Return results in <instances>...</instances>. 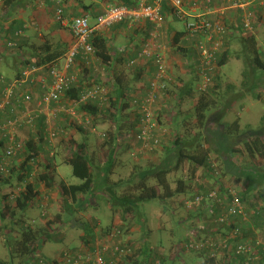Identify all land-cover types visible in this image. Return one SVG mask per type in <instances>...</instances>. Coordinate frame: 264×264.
I'll return each instance as SVG.
<instances>
[{
	"label": "trees",
	"instance_id": "obj_1",
	"mask_svg": "<svg viewBox=\"0 0 264 264\" xmlns=\"http://www.w3.org/2000/svg\"><path fill=\"white\" fill-rule=\"evenodd\" d=\"M46 1L53 2L52 0ZM60 1L66 4L69 0ZM104 1L109 4L136 7L140 0ZM217 1L216 4L219 6V2H222V0ZM238 1L251 2L253 0H224L226 6L229 7L232 2ZM28 2L31 1L6 0L1 10L0 41L1 38L5 40L4 45L5 43H15L16 46H13L14 55H17L20 61L15 64L14 73L10 77L4 76L2 69H0V93L4 89L5 83L9 84L23 80V72L27 69L46 66V70L49 71L57 62L62 60L75 42L72 36L69 38L70 40L62 38L56 42L47 39L39 47L32 44V39L25 36L28 25L26 21H23V18L19 17L23 14L24 8L28 7ZM224 5L221 7H226ZM249 9L255 16V24L252 31H246L245 33L242 23L244 10L230 8L227 11L226 26L232 35L227 37L229 49L225 50L218 60V68L220 69L232 58L243 62L245 68L242 71V79L239 85L228 84L224 92L218 91L221 85L218 83L219 78L217 76L214 79V86L207 93L201 94L199 92L201 82L194 63L187 69L188 76L186 78H176L174 76L173 81L169 83L163 96L164 100L158 103V107L161 106V102L167 99V103H171L172 106L167 107L166 110L171 112L173 121L177 118L175 111H179L181 133L173 131L175 133L173 139H170L167 144L164 141L166 131H163L159 134L157 146L152 153L140 157L142 161V159L156 155L162 149V159L159 160L156 166L152 163L151 167L144 168L136 164L127 179H115L113 177L114 170L119 162L121 148L125 152L129 151L131 153L132 151L131 141L135 140L132 131H137L138 126V121L128 123L123 115V111L126 109L125 106L128 105L124 101L131 103L129 93H132L131 91L135 88L133 82L136 80L134 75L130 76L132 77L130 80L129 78L127 80L123 72L119 75L114 72L112 79L114 91L112 97L110 96V107L104 109L98 101H88L85 104H80L77 109L78 113L82 115H92L94 125H97L100 121L109 123L110 128L107 130V137L105 138V144L108 146L105 161L108 162V165H97L96 159L89 157L86 146L73 139H65L61 143L60 149L53 151L54 159L44 158L42 147L36 141L28 140L25 142V160L22 164L19 167L8 166V173L0 172V186L13 184V179L9 175L13 174L20 182L19 186L22 187L18 195L16 194V197L12 199L14 205L8 203L0 206V232L3 231L6 237L5 244L10 257V262L0 261V264H15L18 258L22 262H33L38 255L48 260L42 253L44 245L51 240L48 231H38L30 228L22 232L19 231L20 236L13 237L12 225L14 224H10L17 222L15 220L17 212H23L37 202L36 199L41 195V185H44L47 189L57 188L61 196L60 200H62L66 210L72 206L69 203L71 199L78 202L81 196L88 194L93 197L98 192L101 193V196L104 195L107 199L109 198L112 206L114 205L122 210L121 220L122 222L125 221L123 222L125 233H127V230L130 232L133 228L130 229L127 222L132 219L139 221L141 211H143L142 207L154 200H158L165 207L166 212H169L171 219L176 222L177 229L175 230L178 231V227L191 230V226H188L190 221L203 222L200 220L203 218L205 210L216 217L218 223L216 233L221 231V236L214 237L215 233L212 230L208 231V228L203 226L204 224L196 226V229L194 228L195 230L191 233L193 237L184 241L185 246L180 249L179 244L175 241L171 247V255L165 258L162 256L159 259L154 255L152 257L154 260L151 262L149 257L157 252L153 250L151 242L147 239L151 237L152 231L150 229L144 230L140 246L137 245V247L133 241L126 243V246L132 249L135 254V259L129 258V261L133 264H156L157 260H160L161 264H264V242L255 239L254 231L257 227H264V125L259 131L244 130L241 113L235 115V118H228L227 120L231 108L242 104V100L246 97H251L254 101L264 105V47L259 44L258 34L255 33L258 24L264 25V0H254ZM230 11H235L238 15L235 23L229 21L228 12ZM170 19L177 20L168 13L165 30ZM7 23L9 25L6 27ZM56 23L58 27L62 26L60 23ZM19 31L24 33L21 36H16ZM173 40L174 46H176L175 51L183 57L191 58L189 52H193L192 49L186 47L185 42L194 47L197 57V41L193 38L188 39L185 29L177 31ZM236 41L242 47L240 51L231 48ZM93 45L96 50L95 56L102 62V67L104 69L107 66L111 67L115 61V55L110 40L97 33L93 38ZM33 58H35V62L32 61ZM147 63L153 64V61L150 60ZM80 67H82L81 69L92 70V66L87 67L86 64L84 66L80 65ZM111 71L113 72V70ZM90 74L87 76H90ZM1 77L4 78V82ZM80 78L65 91L63 100L67 99L77 103L83 96V91L94 86L93 82L90 85H85L81 76ZM17 93L18 96L22 97L26 92L20 94L18 91ZM1 103L2 99H0ZM15 104L18 105L19 103H16V100L13 99L8 107L11 115L12 107ZM160 112L161 108L158 111V120L161 124ZM10 118H13V116H10ZM45 121V117H40L35 122L41 132L45 128ZM261 121L264 124V116ZM193 122L194 127L191 128ZM211 125L221 128L220 135L218 133L214 135L209 130ZM44 136L45 133L40 135V141L45 139ZM6 146L7 140L0 139V166L6 164ZM57 157L73 167L74 176L80 179L81 183L68 186L65 182L57 180ZM213 157L216 158V165L220 170V174L217 176L215 173L216 168L212 163ZM186 163L189 165L187 179H179L176 188H173L169 176L177 173ZM41 164H44V171L36 175V168L40 167ZM251 171L254 174H250ZM229 175L246 186L244 190L237 191V193L234 191L243 206L242 213L236 211L227 217L224 222H220L218 217L221 209L212 212L210 209H203L204 211L200 210L199 213H193V210L198 209L187 207L186 202L190 199L194 200V196L196 197L199 194L208 195L215 189V186L208 189L209 177H213L217 185L220 184L221 179ZM244 176H247V178L244 179ZM151 180H155L156 184L152 185ZM218 186L221 187L219 197L224 199L225 204H229L231 208L233 191L231 192L228 187ZM180 197L183 198L185 207L192 210L189 211L188 215L182 214L181 221L176 211ZM230 208L225 207V210ZM9 221L11 222L9 223ZM58 222H62L61 214L58 215L56 221H49V224L54 226ZM111 229L110 226L108 231H111ZM161 231L163 230L160 229L159 232ZM52 232L56 233L57 231L53 230ZM88 233L91 234L92 231L88 230ZM156 243L159 246H164V242L160 238ZM85 244H89V242L85 241ZM126 264H129V262L126 261Z\"/></svg>",
	"mask_w": 264,
	"mask_h": 264
},
{
	"label": "built area",
	"instance_id": "obj_2",
	"mask_svg": "<svg viewBox=\"0 0 264 264\" xmlns=\"http://www.w3.org/2000/svg\"><path fill=\"white\" fill-rule=\"evenodd\" d=\"M6 0H0L2 9ZM58 7L55 13L56 22L69 30L74 37L75 42L60 62H57L48 74L40 76L37 80L43 90L41 95L36 96L34 92L28 91L24 96H18V91L28 82H33L32 77L44 67H34L23 72L24 79L4 84V89L0 93V139L7 140L6 158L14 159L25 152V142L19 140L18 130L25 127H34L36 119L41 113L50 110L53 105H61L65 91H67L75 82L78 81V75L72 72L76 66L78 57L89 64L95 57L96 50L93 45L95 34L102 33L114 25L126 23L130 29L135 25L145 22L151 26V32L147 41L138 55L130 59L128 67H135L140 61H153L155 72L149 81L148 89L144 96L131 97V104L136 110L138 129L135 134V144L132 147L131 155L134 159L149 155L152 153L158 143L161 124L158 120V103L163 100L169 83L173 81V72L170 69L166 55L167 46L164 44L166 36L165 22L168 13L173 15L177 20L184 22L185 31L188 39H196V57L197 74L201 84L199 92L207 93L214 86V79L218 70L219 56L226 50L227 37H230L231 31L227 29V11L230 8L244 10L242 23L244 33L252 31L255 24V16L249 7L254 3L251 2H232L231 6L219 7L217 0H140L136 7H129L120 4H107L103 12L96 18L95 22L91 21L89 15H81L67 19L65 9L60 0H54ZM231 3V1H229ZM168 11V12H167ZM24 32H17L16 36H21ZM9 46H16L15 43H8ZM4 82V78L1 77ZM83 96L76 104L71 105L69 112L75 117L80 126L88 128L94 133H98L97 126L94 125L93 116L90 114L82 117L77 114V108L80 104L88 101H98L104 109L110 107L109 91L103 85L97 84L92 88L85 89ZM16 103L12 107L13 118L4 117L3 110L11 105L12 100ZM36 108L32 110V106ZM60 106L59 108H61ZM97 131V132H96ZM65 130L49 132V142L53 143L59 136L65 135ZM106 138V133L101 134ZM216 176L220 174L216 163ZM1 173H8L6 164L0 166ZM199 182V181H198ZM221 187L212 190L208 195H197L193 201H188L189 208L201 204L204 209L215 211L221 209L218 220L224 222L227 217L236 211L242 213L243 206L233 194L231 208L225 204L224 199L219 197ZM232 192V190H231ZM12 199L16 195H12ZM230 208L229 210H225ZM46 213L43 214V216ZM123 236L122 230L113 229L107 232L103 239H100L92 249H86L85 252L64 253L62 261H53L44 259L38 255L35 257L33 264H123L129 258L135 259L132 249L122 245L120 237ZM97 245V248L95 249ZM192 247L194 245L191 244ZM110 257V258H109ZM156 264H161L160 260Z\"/></svg>",
	"mask_w": 264,
	"mask_h": 264
},
{
	"label": "rangeland",
	"instance_id": "obj_3",
	"mask_svg": "<svg viewBox=\"0 0 264 264\" xmlns=\"http://www.w3.org/2000/svg\"><path fill=\"white\" fill-rule=\"evenodd\" d=\"M30 1L31 2H28V7L25 6L26 8H24V11H23V14H21V17L25 18L28 16L30 18L32 13H35L36 10L45 9V6L49 8L51 5H53L52 2L48 3V1L46 2V0H34V1L30 0ZM42 3H44V4H42ZM1 16H2V12L0 13V17ZM19 17H20V15H19ZM172 23H173L174 27L176 29H178V31L184 30L185 24L182 21L175 20ZM260 25H261V23H260ZM260 25L258 24V27L256 28L255 33L258 34L259 44L264 47V25L263 24L261 26ZM31 37H32V44H34L36 47L43 45L45 43V40H47V39H50V40L52 39V41H55V42L57 41L55 38L51 37V34L48 31H46L45 25L43 28L38 27V30L33 29ZM1 40H3V39L1 38ZM111 45L114 46V43L113 44L111 43ZM140 45L143 46L144 44L141 43ZM0 47H1V43H0ZM231 48H232V50L240 51L242 47L236 41V43L233 44ZM228 49H229V45L227 44L226 50H228ZM2 50H3V52L0 51V62L3 61V63L0 64V69H2L4 76L10 77L14 73L13 68L15 67V64H17L20 61V59L17 57V55H14V51L10 50L9 46L2 48ZM97 65H98L97 66L98 70H96V67L92 66V71L90 74V76H91L90 79L93 80V83H92L93 85H95V83H100V80L98 79L99 77L103 78L105 76L108 78V76L111 72L108 68L106 69L105 72H103L104 69H103L102 65L100 63ZM181 68L182 67L178 66V68L174 69L173 76H175L176 78L177 77L186 78L188 76V74L185 73V70L183 68L182 69ZM244 68H245V66H244L243 62L241 60H237L235 58H232L221 69L218 68L216 77L218 76V78H219L218 83L221 85V87H220V89H218V91L224 92L226 89V86L228 84L234 83L236 85H239L241 83L242 71L244 70ZM75 70L76 69L72 70V72L74 74L78 75L79 78L81 76L83 79L82 82L85 85H90L87 77L85 75H83L81 72L79 75V71H75ZM97 75H99V77ZM127 77L130 78L129 76H127ZM241 103L242 104L235 105L233 108H231V110L229 111L231 113L227 117V120H228V118L233 119V118H235V115H238V113H241L242 124H243L242 126L244 127V130L245 129H247V130L253 129V130L259 131L260 128L264 125L261 121V119L264 116V105L257 102V101H254L251 97H246L244 100H242ZM64 104H66L65 100H63V102H62L63 106H64ZM125 107H126V109L129 108L128 105ZM77 109H78V107H77ZM126 109H125V111H123L124 118L128 117V115H127L128 113L135 116V112L130 113L128 111V113H126V111H127ZM51 110H54V109L52 108ZM51 112L49 114H51ZM178 113H179V111H175V115L177 114V118L175 119V121H173V116H172L171 121L168 120L166 123H163L164 124L163 126H165L164 128L166 129L165 130L166 131V137H165L164 141L167 144H168L170 139H173V135L175 133H178V132L181 133V117L178 116ZM77 114H78V111H77ZM4 117H5V115H4ZM99 123L96 126H99ZM106 123H107V126L103 130V133H106L107 130L110 128L109 123L108 122H106ZM53 127H55V126H53ZM193 127H194V122H193L191 128H193ZM210 127L211 128L209 130L211 132H213L214 135H217V133H218V135H220L221 128L219 126L211 125ZM31 129H33V128L25 127L22 130H18L17 131L18 137H19V135H21L20 133H23V132L29 133L30 131H32L31 137L36 139L35 133ZM195 129H193V130H195ZM173 131H175V133H173ZM135 132H136V130L134 131V133ZM92 133H93V136L91 137L92 141H93L92 142L93 143L92 149H94V152L96 153V157L98 159H101L100 161L102 162L107 157L108 150L105 149V151H104V159H103V157H100L101 151H100L99 145L102 144V141H100L101 137L99 138L97 133H94V132H92ZM161 133H163V131H161ZM25 136H27V135H25ZM22 141H26V140L22 139ZM131 144L134 145L135 140H132ZM53 151H54V148H52V149L44 148V153L42 154V156L45 155L44 158H46V159H54V152ZM162 156H163V150L161 149L158 151V153L156 155L150 156L149 158H146V159H142V161H141L140 159H134L129 151L125 152L124 149L121 148V152L119 153V158H118L119 162L117 163V166L114 170L115 171L114 178L115 179H118V178L127 179L131 175V173L133 172L134 166L136 164L140 165L144 168L151 167L152 163L156 166L158 164L159 160L162 159ZM56 159H57V166L59 168V173H61V176H60V174L57 175V180H65L69 184L81 183V180L74 176L73 167L71 165L64 163L60 157H57ZM24 160H25L24 153L17 158L7 159L5 161L6 167L7 168H8V166L9 167H15V166L19 167ZM43 163H44V159H43ZM212 163H216L215 157H213ZM44 168H45L44 164H41L40 167H37L36 168V172H37L36 175L39 174L40 172L44 171ZM188 173H189V165L186 163L177 173H173L172 175H170L169 178H170L172 187L176 188L177 181L179 179H185L186 180L188 177ZM249 173L254 174L253 171H251ZM9 175L13 179L12 180L13 184H7V185H1L0 186V206H3L5 195L6 196L16 195L22 190V187L19 186L20 182L18 181L17 177L13 174H9ZM245 178H247V176H244V179ZM248 178H249V175H248ZM208 180L210 181L208 183V189H211L214 186L216 189V188H219L218 185H222V187L227 186L229 190H232L233 194H235V192L237 193V191H241L242 186H243L241 181H237V179L235 177L232 178L230 175L225 176L223 179H221L220 184H217V185H216V180L213 177H209ZM150 183L152 185H154V184H156V181L151 180ZM194 185H195V183H194ZM57 195L60 196L59 193ZM100 195H101V193H100ZM45 196H46V194H45ZM194 198H195V196H194ZM98 201L100 202L101 208H102L101 211L98 210L99 212H101V214L97 213L96 212L97 210L95 208L96 207L95 203ZM190 201H193V199H190ZM48 202H49V204H51V206H49V208H48L50 211L48 213H46V215L43 217L41 216V207L38 206L37 203H35V207L34 208L32 207L27 212L28 214H25V216H23V214H22L23 212H20V211L17 212V214H16L17 217L15 219L17 222L14 221L15 223H13V222L10 223L11 221H9L10 224H14V225H12L13 237L20 236V232L24 231L25 229H30V228L34 229V230H38V231H44V230L48 231L49 235L51 237V240L48 241L44 245V247L42 248V253H43V256L45 258H47L51 263L53 261H62L64 253L67 251H70L73 253L78 252V251L85 252V251H87L86 249L94 248V245H92L90 242H89V244H85V243H83V241L81 239L82 231H80V230H83V229L81 228L80 223H82L83 219H86V218L81 216V215H78L75 219H73V221H71V217H70L71 215L70 214L68 215V213H67L68 211L66 209L65 210L63 209L67 213V216L65 217V214H63L62 218L63 217L67 218L66 220L68 222H70V226L67 227L66 229H63V231H58L59 229L57 230L56 228H54L55 225L53 226V225L49 224V221H54V219L56 217L55 216L56 214L51 213L52 203L55 202V200L52 199V200H49ZM58 204H59V201H58L57 205ZM12 205H14V204L12 203ZM113 206H112L109 198L107 199L106 196L103 195V197L101 199L100 198H98L97 200L92 199L91 204H89V206L86 207L87 211L85 213L88 216H92V215L95 216L94 218L99 217V216H103V218L106 220L107 223L112 222V224H110V226L112 227L111 230H113V229L122 230L123 229L122 230L123 236L120 237V241H121L122 245H126V243H130L131 241H133L134 244H136V246L137 245L140 246L141 242H142V238L144 236V230H146V229H150L152 231V233H156L153 235V239L154 240L157 239L158 241H159V238L162 239V241L164 242V246L163 247L160 246L162 248L159 247L160 249L157 251V253L154 252L149 257L150 262L154 260V258H152L154 255L157 256V259L162 258V256H163V258H165V257H168L169 255H171V253H172L171 247L173 246V243L175 241H177V244H179L180 249L183 246H185L184 241L193 237L192 236L193 234H191V233L196 229V226L204 224L203 226H205V228H210L211 230L215 226L216 227L218 226V223L216 222V217L209 214L203 208L204 205L201 206V204H199V205H195V208L198 210H193V213H199L200 210L204 209L205 214H204L203 218L200 220L203 222H197V221L192 222V221H190L188 223V226H191V230H189L188 228L182 229L180 227H178L179 231L175 230V229H177V226L175 224L176 222L173 219H171V216H170L169 212L168 213L166 212L165 207H163L158 200H154V201L146 203L142 207L143 211H141L139 221L132 219L130 222H127L128 223L127 225L130 226V229H131V227L134 228V227L140 226L142 231L141 232L138 231V232L133 233L132 232L133 228H132L130 232H128V230H127V233H125L124 232L125 226L123 223L125 221L122 222V220H121L122 219V210L119 207H116V206L113 207ZM187 207H188V205H187ZM187 207H185L183 198L180 197L179 203L177 206V210H176L177 215L180 218L179 219L180 221H181V215L182 214L188 215L189 211H192V210H188ZM44 209H45V207H44ZM54 210H56V209H54ZM50 216H52L51 219H49ZM24 217H27V219L25 220ZM42 219L45 221H42ZM95 223L96 222L94 221V224ZM78 226H79V228H78ZM157 227H163V229H162L163 231L159 232V229ZM89 228H91V225H89ZM96 228H97V226H96ZM91 229L93 230V228H91ZM53 230H55L57 232L56 233L52 232ZM174 231H176V233H174ZM92 232L95 233V231H92ZM106 232L107 231L97 229V233L95 235L99 238L95 244H97L100 239H103L105 237ZM129 236L132 237L130 240L127 239V238H129ZM151 237H152V235H151ZM5 240H6V237L2 231V232H0V261L10 262L8 248L5 244ZM96 248H97V245H96L95 249ZM126 261H128V260H125V262L123 264H126ZM128 262H129V264H133L131 261H128ZM15 264H33V262H25V261L22 262V260L20 258H18V260L15 261Z\"/></svg>",
	"mask_w": 264,
	"mask_h": 264
},
{
	"label": "crops",
	"instance_id": "obj_4",
	"mask_svg": "<svg viewBox=\"0 0 264 264\" xmlns=\"http://www.w3.org/2000/svg\"><path fill=\"white\" fill-rule=\"evenodd\" d=\"M53 5H51L49 8L45 6V9H38L35 11V13H32V15L30 16V18L27 17H21L23 18V21H26L28 28L26 30V38H31V34L33 29L38 30V27L43 28L45 25L46 31H48L51 34L52 38H55L56 40H61L62 38H66L67 40H70L69 38L72 37L71 33L69 32L68 29H66L65 27H58V24L55 22V13L57 10L58 5L56 3H54L55 1L52 0ZM47 2V1H46ZM218 2V1H217ZM49 3V2H48ZM225 3L224 0H222V2H219V6H223ZM44 4V3H42ZM109 4L104 0H69L66 4L63 3L64 9H65V16L67 17V19H72L73 17H77V16H81V15H89L91 18L92 22H95L96 18L103 12L105 6ZM227 4H225L224 6H226ZM1 8H0V13H1ZM238 15L236 14V12H228V17H229V21L232 23H235V20ZM173 20H169L167 23V28H166V36L164 37V44L167 46V50H166V55L168 58V63L170 66V69L172 70V72H174V69L179 67H182L185 70V73H187V69L189 68L190 65H193V63H196V51L194 49V47L192 45H190L189 43L186 44V47L189 49H192L193 52H189V56L191 58H187V56H182L180 53L175 51V47L174 46V37L178 31V29H176L173 25ZM9 25V23L6 24V27ZM34 25V26H33ZM48 28H47V27ZM185 29V27H184ZM151 32V26L148 23L142 22L139 23L137 25H135V27H133V29H130L126 24L121 23V24H117L114 25L113 27H111L110 29H107L105 31H103L100 35H103L104 38L109 39L110 40V45L111 43H114V46H112V51L113 54L115 55V61L112 63L111 67L107 68L111 71L113 70V72L111 71L108 78L107 77H99V75H97L100 80V85H103L104 87H106L109 91V96L112 97L113 95V89H114V85H112V79L114 77V72L116 73V75L122 74L121 72L125 73V76H132L134 75V78H136V80L133 82V85H135L134 89L131 91L132 93H129V95H136V96H144L145 92L148 88L149 85V81L150 79L153 77L154 75V66L151 63H147L145 61H140L138 62V64L135 67H128V62L130 59H134L135 57H137L138 52L141 51L142 46L140 45L141 43H143L144 41H147V37H149V34ZM40 35V34H39ZM71 36V37H70ZM5 40H1V47H0V51L3 52L2 48H5L6 46H9L8 44L5 43ZM10 50H13V46H9ZM15 53V52H14ZM78 61L76 63V66L73 68L76 69L75 71H80L83 75H85L89 81V84L91 82H93V80L90 79L89 75V69H81V66H84L85 64L87 65V67H96L97 69V64H101L102 62L100 61V59H98L96 56L93 57L91 59V62L89 64H87L86 61H84L81 56H79ZM193 59V60H192ZM35 62V58H33V60ZM191 63V64H190ZM126 65V66H125ZM106 68V69H107ZM113 68V69H112ZM181 68V69H182ZM104 69V68H103ZM106 69L103 70V72L106 71ZM92 71V70H91ZM90 71V72H91ZM134 71V72H133ZM137 71V72H135ZM130 73H132L130 75ZM48 74L47 70L41 69L40 71H38L36 74L33 75L32 77V83H26L23 88H21L19 90L20 94H24L25 92L28 91H32L35 93L36 96L41 95L43 93V90L39 84V82L37 80H39L40 76L46 75ZM132 78V77H130ZM129 78V80H130ZM128 80V77H127ZM96 84V85H97ZM34 89V90H32ZM128 95V96H129ZM164 100V99H163ZM63 102V99H62ZM66 104H64V106L62 105H53L50 110L41 113L39 115L38 118L40 117H45L46 121H45V128L41 129L37 126V124L35 123L34 127H31L33 129V132L35 133L36 139L31 137V132L29 133H20L21 135H19V139L22 140H34L37 143H39L42 147V152L44 153V148H49L52 149L54 148V150H58L60 149L61 143L65 140V139H73L76 140L78 142L83 143L87 150H88V155L89 157H94L97 161V165L100 166H106L108 165L104 159V151L105 149L108 148V146H106V140L104 138H102L101 134L103 133V130L105 129V127L107 126L106 122L100 121L99 126H97V130H98V136L100 138V141H102V144L99 145L100 146V157H103V161L101 162V159H98L96 157V153L94 152L93 148V141H92V136L93 133L92 131H90L88 128H85L84 126H80L75 117L71 114V112H69V108L71 107V105L76 104L73 103L71 100H67L65 99ZM125 103L128 104L129 108H127L126 113H128V111L130 113H134L135 112V116L131 115V114H127L128 117L125 118L128 123H136L137 121V114H136V110L135 108L132 106L131 103H128L127 101H124ZM123 102V104H124ZM167 99L163 102H161V106L159 108H161V112H160V117H161V128H160V133L161 131L165 132V126H163V123H166L168 120L171 121V112H168L166 109L167 107L172 106L171 103L168 104L167 103ZM168 104V105H167ZM32 106V110H34L36 108L35 105H31ZM60 106H62L61 108H59ZM9 106H7L4 110H3V114L5 115V117L7 119H9L10 116H12L11 114H9ZM54 110H51V109ZM77 108V107H76ZM164 108V110H163ZM163 110V111H162ZM52 111V112H51ZM51 112V114H49ZM237 112V111H236ZM240 114V113H238ZM79 116H83L82 114L78 113ZM37 118V119H38ZM36 119V120H37ZM36 122V121H35ZM55 126V127H53ZM138 129V127H137ZM22 130V129H20ZM50 130L53 131H59V130H65L66 134L65 135H61L59 136L53 143L49 142V132ZM101 130V131H100ZM97 132V131H96ZM134 132V131H132ZM44 140L40 141V135L44 134ZM27 135V136H25ZM134 138H135V134H134ZM24 141V142H26ZM53 154V153H52ZM45 157V155L43 156ZM55 161V160H54ZM95 169V168H94ZM61 173H59V168L57 166V175ZM102 174V172H101ZM56 175V177H57ZM114 177V176H113ZM103 178V177H102ZM101 178V179H102ZM59 182H65L68 186L70 185H74V184H69L67 183L65 180H58ZM79 184V183H78ZM227 187V186H226ZM242 190H244L246 188L245 185L242 186ZM41 190V195L36 199V203L38 204V206L41 207V216L43 217L44 213H48L50 210L48 209L49 206H51V204H49V200L54 199L55 202L52 203V214H56L54 221L57 220L58 215H63L65 214V217L70 214L71 216V221H73V219H75L78 215H81L83 217H85L86 219H83V222L80 223V226L83 230L81 235V239L83 241V243H85V241L90 242L92 245H95L96 241L98 240L99 237H97L95 234L97 233V229L99 230H104L108 232V229L110 227L111 223H107L106 220L103 218V216H99L94 218L95 216H88L85 212L87 211L86 207L89 206V204H91V200H97L98 198H102L103 196L100 195V193L98 192L95 196H89L88 194L85 196H81L79 198V201L77 202V200H70V204H72L71 208L67 209V213L64 211V206H63V202L62 200H60L61 196H58L57 194L58 189L57 188H53V189H47L44 185H41L40 187ZM46 194V196H45ZM18 195V194H17ZM43 195V196H42ZM60 195V194H59ZM12 195L9 196H4V203L5 204H12L14 203V201L12 200ZM57 201V202H56ZM59 201V204L57 205ZM46 202V203H45ZM54 205V206H53ZM95 208H96V212L101 214V212H99L98 210H102L101 208V204L100 202H96L95 203ZM35 207V203L29 207L28 209H26L25 211H23V216H25V214H28L27 212L31 209V208ZM45 207V209H44ZM48 211H47V210ZM56 209V210H54ZM64 209V210H63ZM44 212V213H43ZM98 214V215H99ZM29 216V215H28ZM45 216V215H44ZM62 218V222H58V224L55 225L54 228L57 229V227H59V230H63L66 229L67 227L70 226V222H68L65 218ZM25 220L27 219V217H24ZM52 216H50L49 219H51ZM47 220V219H46ZM42 221H45L42 219ZM94 221L96 222L94 224ZM106 222V223H105ZM94 224V225H93ZM89 225H91V228H93V230L91 228H89ZM93 225V226H92ZM66 226V227H65ZM97 226V228H96ZM84 227V228H83ZM95 227V228H94ZM79 228V226H78ZM159 230L163 229V227H157ZM88 229L91 231H95V233H88ZM211 231L210 228H208V231ZM138 231H142L141 227H134L132 229V232H138ZM217 231V227L215 226L212 229V232L215 233L216 238H218L219 236H221V231L219 233H216ZM255 231V239H260L261 241L264 242V227L260 226L254 229ZM156 233H151L152 237H148L147 239L151 242L152 244V248L154 251H158L160 247L157 243L156 240L153 239V235ZM217 234V235H216ZM132 237L129 236V238H127L128 240H130ZM87 239V240H86ZM253 239V238H252ZM259 240V241H260ZM153 242V243H152ZM160 247V248H159ZM165 249V248H164ZM163 249V250H164ZM110 258V257H109Z\"/></svg>",
	"mask_w": 264,
	"mask_h": 264
},
{
	"label": "clouds",
	"instance_id": "obj_5",
	"mask_svg": "<svg viewBox=\"0 0 264 264\" xmlns=\"http://www.w3.org/2000/svg\"><path fill=\"white\" fill-rule=\"evenodd\" d=\"M138 127V126H137ZM112 231V230H111ZM108 232H110V231H108Z\"/></svg>",
	"mask_w": 264,
	"mask_h": 264
},
{
	"label": "flooded vegetation",
	"instance_id": "obj_6",
	"mask_svg": "<svg viewBox=\"0 0 264 264\" xmlns=\"http://www.w3.org/2000/svg\"><path fill=\"white\" fill-rule=\"evenodd\" d=\"M106 234H107V232H106ZM106 234H105V235H106Z\"/></svg>",
	"mask_w": 264,
	"mask_h": 264
}]
</instances>
